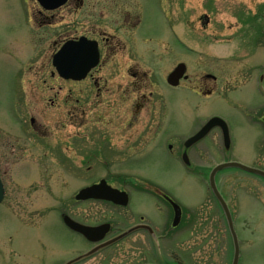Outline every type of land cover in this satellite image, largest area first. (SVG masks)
Masks as SVG:
<instances>
[{
	"label": "flooded vegetation",
	"instance_id": "af4514ba",
	"mask_svg": "<svg viewBox=\"0 0 264 264\" xmlns=\"http://www.w3.org/2000/svg\"><path fill=\"white\" fill-rule=\"evenodd\" d=\"M176 1L179 2L12 0L11 4L19 8L14 23H18L20 30L10 37L9 0L0 2V53H9L12 58V63L7 64L11 68L9 74H4V98L9 102V112L0 120V206L5 198L8 204L11 202L7 196L13 199L6 178L10 166L21 165L26 181L40 174L44 182L45 174H51L52 162L63 166L64 174L71 179L80 178L83 185L74 194L73 215L60 213V221L72 237L71 247L76 249L70 264H109L111 259L115 264H233L235 248L229 232H190L189 223L184 222V208L167 194L165 187L151 184L156 180L142 184L138 179L155 174L141 168L157 156L168 166L176 162L187 173L208 175L217 164L234 161L230 152L237 128L251 125L264 132V63L256 73H235L234 82L224 84L211 71L191 76L184 59L173 63L170 41L161 42L168 36L188 53L187 46L169 30L175 18L174 6L180 8L182 18L188 11L185 0ZM208 1L203 0L200 33L211 25L216 11ZM242 5V9L234 10L236 30L232 38L242 37L243 33L251 37L256 29L260 34L244 43L264 46V0H251L248 8L245 3ZM35 61L37 67L27 65H34ZM1 64L0 58V67H4ZM24 77L38 82V88H20L18 80ZM9 78L17 79L18 85L10 93ZM237 87L243 90L238 92ZM191 94L199 97L198 105L218 100L226 111L209 109L210 115L205 116V109L199 127L181 138L174 133L169 112L174 96L187 101ZM214 117L218 119L216 124L197 142L186 146L187 139ZM216 139L220 150L215 151L222 153L223 159L212 166L194 165L189 158L191 149L204 144L203 152L198 150L199 158H204L207 143ZM259 140L261 146L257 147L254 159L263 156L260 163L264 164V136ZM78 157L85 164L83 170H78ZM36 163L43 170L30 167ZM261 164L251 166L264 170ZM101 182L126 192L128 204L75 198L79 190ZM44 187H26V205L33 204L32 195ZM131 192L149 193L155 198L156 215L152 216V207L147 203L139 207L148 209L150 215L143 211L135 213L129 207ZM170 199L179 206L177 225H173L175 210ZM84 205L86 208L79 207ZM110 208L117 212L112 219L103 216ZM167 210L171 212L169 222L164 215ZM64 215L91 231L83 235L69 229L63 223ZM222 219L226 223L225 217ZM225 235L232 248L230 255H223L220 249L219 240ZM211 240L216 244H211ZM237 244L236 264H243L245 255L239 237Z\"/></svg>",
	"mask_w": 264,
	"mask_h": 264
},
{
	"label": "rangeland",
	"instance_id": "374dc122",
	"mask_svg": "<svg viewBox=\"0 0 264 264\" xmlns=\"http://www.w3.org/2000/svg\"><path fill=\"white\" fill-rule=\"evenodd\" d=\"M1 1L3 2V0ZM185 1L188 11H185L182 18L180 8L177 9L174 6L173 28L170 27L169 30H172L178 39L187 46L188 53L180 50L178 44L172 43L168 36L161 41H170L174 50L173 63L179 59H184L191 76L200 75L204 71H211L219 75L222 84L231 80L234 82L235 73L239 74L246 71L256 73L258 67L264 63V46H247L244 41L254 39L257 33L260 34V30L258 32L255 29L256 34H251V37L247 33H243L241 37L238 33V38H232L236 30L233 27L234 10L242 9L244 3L248 5L246 7L248 8L251 6V0H209L208 4L213 3L216 11L211 16V25L203 33L199 32L200 17L205 9L203 0ZM11 2L12 0H9V37L12 32L14 35L20 30L18 23H14L17 20L14 15L19 14L17 12L19 8ZM178 2L174 0L175 4ZM164 29L167 31L166 26ZM159 49L163 50L162 48ZM3 54V52L0 53L1 65L4 66L0 67V120L3 119V115L5 116L9 112V102L6 103L4 98V85L6 84L4 74L6 72L9 74L11 68L7 64L12 63L9 53L4 54L5 56ZM37 64L35 61L34 65L31 62L27 65L37 67ZM233 74L234 76H232ZM240 77L238 76V79H241ZM14 79L9 78V93L18 89L17 79ZM18 83L20 88H38V82L29 80L27 77H24V80H18ZM250 85L252 87L253 83ZM235 89L241 92L243 87ZM191 95L187 101L181 100L183 97L174 96L172 111L169 112L173 117L174 133L181 138H185L199 127L205 109H208L205 116L210 115L211 110L209 109L226 111L222 107V102L218 100H212L207 105L205 103L198 105L199 97L195 94ZM262 136H264V132L262 134L261 130L253 128L251 125H243L237 128L230 158L248 166L261 164L263 156L259 157V160L254 159V157L257 147L261 146L260 140L262 139L259 140V138ZM203 146L204 144H196L189 153V158L194 165L212 166L223 159L222 153L215 151V148L220 150L217 139L214 143H207L204 158L200 159L198 150L201 149L200 151L203 152ZM28 160L33 161L35 159L28 158ZM35 162L37 161L35 160ZM76 162L78 163V170L85 168V164L81 163L79 157ZM165 165L167 163L162 160V157H155L147 164L142 165L141 169L148 170V173L153 172L157 176H153L155 174L151 176L141 175L138 179L141 180L142 184H146L149 180H156L157 182L153 181L151 184L165 187L163 188L168 191L167 194L184 208V215L188 219H185L184 222L189 223L190 232L228 233L226 223L222 219V211L209 189L207 172L204 175H194L187 173L180 163L174 162L163 167ZM261 166L263 167L264 164L262 163ZM30 167L43 170L42 166H37V163L36 165L31 164ZM49 168V174H51H45L46 180L43 182L40 174L37 178L26 181L25 176L21 175L23 170L21 165L9 167V177L6 176L8 179L7 187L11 190L10 195L13 199L7 196L11 202L8 204V199L5 198L0 206V264H63L73 257L76 249L73 250L71 247L72 237L62 225L60 213L73 215L74 194L76 189L83 185V181L80 178L76 181L71 179L64 174L61 169L63 166L56 163H50ZM162 170H164L163 173ZM29 172L32 174L31 170ZM220 172L216 175L215 180L233 215L235 230L241 242L242 253L245 255L242 263L264 264V179L243 170H236V168ZM41 184L46 185V187L32 195L33 204L26 205V187ZM13 188L15 191H12ZM129 194L131 197L129 207L136 210L135 213L143 211L150 215L148 209L139 207L147 203L152 207V216L156 215L154 207L157 200L151 197L149 193L131 192ZM79 207L86 208L85 205ZM96 208L97 206L94 207V209ZM115 211L116 209L110 208L108 214L104 213L103 216L112 219L114 215H117ZM164 215L165 220L169 222L171 212L167 210ZM205 219L206 222L204 223ZM39 239L41 241H38ZM220 242H222L220 249H223V255L227 252L230 255L232 248L228 237L225 235L222 240H219ZM211 244H216V242L211 240ZM111 261L109 264H115L114 261Z\"/></svg>",
	"mask_w": 264,
	"mask_h": 264
},
{
	"label": "water",
	"instance_id": "95a60500",
	"mask_svg": "<svg viewBox=\"0 0 264 264\" xmlns=\"http://www.w3.org/2000/svg\"><path fill=\"white\" fill-rule=\"evenodd\" d=\"M178 71L180 72L181 70H178ZM178 71H176V72H178ZM216 120H218V119L217 118L210 119L205 127L200 129L195 135H193L192 137H190L186 141L185 145L188 146V145H191L194 142L198 141L207 132V130L211 126L216 124V122H217ZM226 167L240 168V169L245 170L247 172L259 175L263 178H264V171L256 169V168L245 166V165L238 163V162H227V163H222L220 165H217L211 171V173L209 175V187H210L213 195L215 196L216 200L218 201V203H219V205H220V207L224 213V216L226 217L227 225H228L230 234L233 238L234 248H235L233 264H236L237 259H238V244H237L236 234H235V231L233 228V223H232L231 215H230L229 209L227 207V204L225 203L221 194L217 190L215 180H214L215 173L218 170L226 168ZM0 196H1V188H0ZM75 198L79 199V200L89 199V198L103 199V200H108V201H111L113 203L120 204V205H127V203H128L127 193L112 189L109 186L104 185L103 182H101L99 185H93V186L81 189L76 194ZM171 203H172L173 208L175 210L173 225H176L178 223L179 215H180L179 207L175 203H173L172 201H171ZM63 221L70 229L76 230V231L82 233L83 235H86L91 231V229L76 223L67 215L64 216Z\"/></svg>",
	"mask_w": 264,
	"mask_h": 264
}]
</instances>
